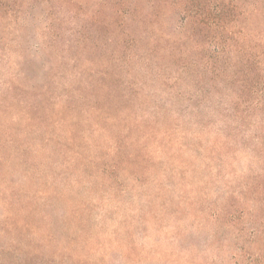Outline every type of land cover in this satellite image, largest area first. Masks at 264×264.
Here are the masks:
<instances>
[{"label": "rangeland", "instance_id": "obj_1", "mask_svg": "<svg viewBox=\"0 0 264 264\" xmlns=\"http://www.w3.org/2000/svg\"><path fill=\"white\" fill-rule=\"evenodd\" d=\"M0 264H264V0H0Z\"/></svg>", "mask_w": 264, "mask_h": 264}]
</instances>
